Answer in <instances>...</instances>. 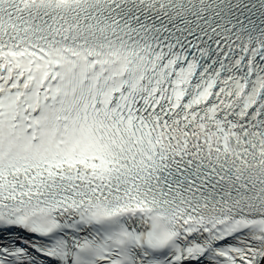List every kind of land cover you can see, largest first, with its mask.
<instances>
[{"label":"snow or ice","instance_id":"obj_1","mask_svg":"<svg viewBox=\"0 0 264 264\" xmlns=\"http://www.w3.org/2000/svg\"><path fill=\"white\" fill-rule=\"evenodd\" d=\"M0 264H264V0H0Z\"/></svg>","mask_w":264,"mask_h":264}]
</instances>
